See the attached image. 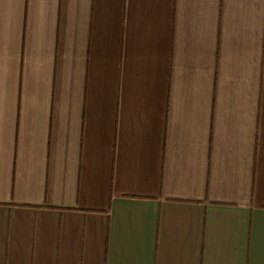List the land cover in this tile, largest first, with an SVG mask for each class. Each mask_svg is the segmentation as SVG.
<instances>
[{
	"label": "crops",
	"instance_id": "1",
	"mask_svg": "<svg viewBox=\"0 0 264 264\" xmlns=\"http://www.w3.org/2000/svg\"><path fill=\"white\" fill-rule=\"evenodd\" d=\"M0 264H264V0H0Z\"/></svg>",
	"mask_w": 264,
	"mask_h": 264
}]
</instances>
